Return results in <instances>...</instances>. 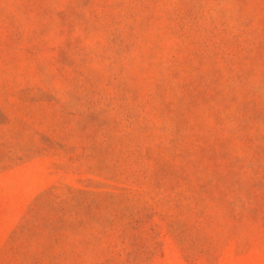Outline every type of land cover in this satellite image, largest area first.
Wrapping results in <instances>:
<instances>
[{
	"label": "rangeland",
	"instance_id": "rangeland-1",
	"mask_svg": "<svg viewBox=\"0 0 264 264\" xmlns=\"http://www.w3.org/2000/svg\"><path fill=\"white\" fill-rule=\"evenodd\" d=\"M0 264H264V0H0Z\"/></svg>",
	"mask_w": 264,
	"mask_h": 264
}]
</instances>
